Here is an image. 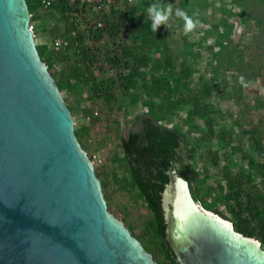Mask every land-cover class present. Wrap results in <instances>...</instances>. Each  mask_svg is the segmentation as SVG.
<instances>
[{
	"label": "trees",
	"instance_id": "1",
	"mask_svg": "<svg viewBox=\"0 0 264 264\" xmlns=\"http://www.w3.org/2000/svg\"><path fill=\"white\" fill-rule=\"evenodd\" d=\"M25 1L38 54L62 97L99 104L114 127L113 167L95 174L107 209L113 184L146 214L137 228L125 226L156 263L178 264L162 199L171 177L264 250V100L249 89L264 69V0H103L101 12L82 0ZM152 3L172 9L157 32L146 14ZM177 9L193 19L191 32ZM58 38L67 45L55 50ZM67 108L74 119H101L88 107ZM119 112L127 119L132 112L137 126L125 138L119 121L109 122ZM74 136L89 154V126L75 127ZM121 214L126 223L127 209Z\"/></svg>",
	"mask_w": 264,
	"mask_h": 264
},
{
	"label": "water",
	"instance_id": "2",
	"mask_svg": "<svg viewBox=\"0 0 264 264\" xmlns=\"http://www.w3.org/2000/svg\"><path fill=\"white\" fill-rule=\"evenodd\" d=\"M25 0H0V264H157L110 214L40 59ZM171 177L163 194L178 264H264V250Z\"/></svg>",
	"mask_w": 264,
	"mask_h": 264
},
{
	"label": "rangeland",
	"instance_id": "3",
	"mask_svg": "<svg viewBox=\"0 0 264 264\" xmlns=\"http://www.w3.org/2000/svg\"><path fill=\"white\" fill-rule=\"evenodd\" d=\"M242 32V28L238 22L235 23V30H234V39L239 40L240 34ZM247 41V39H243V41ZM260 83H257L255 85L249 88L251 92H256L258 96L263 98L264 100V69L262 71V77L259 79ZM64 102L67 105H75L78 104L81 107H88L93 112V114H98V116L101 118L100 120H97L93 123V120H91L89 117H82L81 115H77V118L74 119L73 116V123L74 128L77 126H83L87 125L89 126L90 133L92 135V141L89 143L91 144V149L89 150V154L84 151L90 160V163L94 167V172H102L103 170L106 172H110L113 165L111 163L112 155L115 151H117L118 148V141L114 138L113 135V126H110L107 122L105 113L103 111V108L99 106V104H91L89 101H85V96L82 97V99L77 100L76 96L73 94H63ZM138 110H140V107H138ZM236 110V109H235ZM132 114V112H131ZM131 114L128 115V119L125 118L123 113H115V115L110 119V123H112L113 120H117L120 123V136L122 138H125L129 132L136 131L137 126L134 125L131 117ZM72 115V114H71ZM253 120L256 122L258 120L257 113H254ZM108 127L111 129L109 130L112 134L110 136V139L108 141H103L106 138L104 137V133L108 132ZM104 137V138H103ZM101 140L103 142H101ZM98 141V142H97ZM101 142V143H99ZM99 143V144H98ZM107 192L110 194V201H109V208L108 212L115 216L120 222H122L125 226V224H135L136 228L141 223L142 216H145L146 214L142 211H136L134 208L133 203L129 200L128 196L122 192V191H116L115 185L111 184L109 188L107 189ZM103 194V192H102ZM123 208L127 209L128 217L126 219V223H124L121 219L123 215L121 212L123 211ZM115 209L116 212H112V210ZM126 227V226H125ZM127 228V227H126ZM128 229V228H127ZM137 230V229H136Z\"/></svg>",
	"mask_w": 264,
	"mask_h": 264
},
{
	"label": "clouds",
	"instance_id": "4",
	"mask_svg": "<svg viewBox=\"0 0 264 264\" xmlns=\"http://www.w3.org/2000/svg\"><path fill=\"white\" fill-rule=\"evenodd\" d=\"M146 14L147 18L150 19L152 22L151 30L153 32H157L161 25H167L169 19L172 16V9L171 7H165L164 5L159 3H152L147 7ZM175 15L184 19V30L186 34L191 32L196 27V24L194 23L193 19L190 18L186 12L177 9Z\"/></svg>",
	"mask_w": 264,
	"mask_h": 264
},
{
	"label": "built area",
	"instance_id": "5",
	"mask_svg": "<svg viewBox=\"0 0 264 264\" xmlns=\"http://www.w3.org/2000/svg\"><path fill=\"white\" fill-rule=\"evenodd\" d=\"M70 1H73V0H70ZM82 2L87 3L88 5L90 4V6L98 12L104 11V8L106 7V4L103 0H82ZM46 5H49V3H46ZM97 26H101V24L98 23ZM29 28L30 30H32V26H30ZM66 45H67V42L58 38L55 40L54 48L55 50H58L59 48L66 46Z\"/></svg>",
	"mask_w": 264,
	"mask_h": 264
},
{
	"label": "flooded vegetation",
	"instance_id": "6",
	"mask_svg": "<svg viewBox=\"0 0 264 264\" xmlns=\"http://www.w3.org/2000/svg\"><path fill=\"white\" fill-rule=\"evenodd\" d=\"M185 182V181H184ZM186 185H187V189H188V184L186 183ZM187 193H189V189L187 190ZM190 194V193H189Z\"/></svg>",
	"mask_w": 264,
	"mask_h": 264
}]
</instances>
